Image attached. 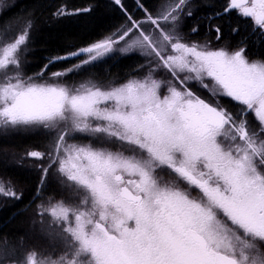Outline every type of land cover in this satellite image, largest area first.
I'll return each instance as SVG.
<instances>
[{
    "label": "snow or ice",
    "instance_id": "1",
    "mask_svg": "<svg viewBox=\"0 0 264 264\" xmlns=\"http://www.w3.org/2000/svg\"><path fill=\"white\" fill-rule=\"evenodd\" d=\"M112 6L118 27L31 75L35 14L0 32V131L43 137L20 164L46 248L19 237L11 264H264V58L249 54L264 45V0ZM117 53L137 60L123 80L93 74ZM22 197L0 176V199Z\"/></svg>",
    "mask_w": 264,
    "mask_h": 264
},
{
    "label": "trees",
    "instance_id": "2",
    "mask_svg": "<svg viewBox=\"0 0 264 264\" xmlns=\"http://www.w3.org/2000/svg\"><path fill=\"white\" fill-rule=\"evenodd\" d=\"M144 2L146 6L152 8L161 0H144ZM124 3L129 10L134 9V0H124ZM209 3L213 4V1L209 0ZM61 4H66L70 9L91 8V11L55 19L51 14ZM211 10V8H202L200 14L203 15ZM32 13L35 14L38 23L31 32L29 47L32 51L28 53L27 63L24 64V71L28 75L39 71L47 57L94 41L123 22L121 13L114 9L110 0H21L17 3L14 2L11 8L6 9L0 15V31L4 28L6 21L11 24L12 31L18 29L17 26L21 28ZM236 20L237 18L233 17L231 22L235 23ZM18 21H20L19 25L16 24ZM224 28L227 36L229 24L225 23ZM243 32L244 24L241 22V34ZM200 36H203V31H201ZM249 54L251 58H264V45L259 48L250 45ZM136 62L137 60L134 58L116 56V59H109L99 64L93 70V74L101 80L111 78L123 80L131 72ZM9 142V145L14 147L15 150L21 149L23 152L27 150L23 146L28 145V147L35 148L41 143L37 139H17L13 137L9 139ZM18 156H20L19 153ZM19 161L18 157V166L15 165L12 168L7 167L5 163H0V174L9 178L18 192H23V197L19 201H0V235L6 234L9 237V244L7 245L9 247L12 243L17 244L19 237L25 239L26 230L30 227L28 220L34 206V204H31V200L36 187L35 176L25 172L23 168H26L27 164L21 166ZM34 242L43 244L37 238H34ZM3 246L5 245L0 243V249Z\"/></svg>",
    "mask_w": 264,
    "mask_h": 264
},
{
    "label": "rangeland",
    "instance_id": "3",
    "mask_svg": "<svg viewBox=\"0 0 264 264\" xmlns=\"http://www.w3.org/2000/svg\"><path fill=\"white\" fill-rule=\"evenodd\" d=\"M20 1L21 0H0V2L8 4L10 6L9 8L12 7V5L14 4V2L17 3V2H20ZM110 1H112V0H110ZM5 11H6V9L0 11V15L3 14ZM16 24L19 25L20 24V21H18ZM17 27H18V29H13V32L18 31L20 29L19 26H17ZM3 30H4V28L1 29L0 32H2ZM115 55L116 56H120L118 53L115 54ZM195 90H197L198 93L203 98L209 99L206 90L200 89V88H196ZM224 99H225V102H227V98H224ZM16 134L17 135H20L21 138L37 139V141L39 140V142H41V143L38 144V146H36L35 148L28 147V145L26 144L27 146H23V148L26 147L25 149H27L25 152L21 151V149L20 150H15L14 147H12L11 145H9L10 144L9 139H11L13 137V135H15V137H16ZM42 140H43V137L41 136L40 133L34 132V131H30V130L21 129V130H18V131L8 132L7 134H3V132L0 131V146L3 147L2 149L0 147V163H2V164L5 163L6 166L7 167H10V168L14 167L15 165L18 166V164H17V158L19 157V160H21L20 157H23L24 154L28 150H31V149H40V150H43ZM6 144H8V145H6ZM18 153L20 154V156H18ZM19 165H21V164H19ZM23 170L25 172H29L30 175L35 176V173L33 171H31L32 169L29 168L28 166L26 168H23ZM0 176L5 177L2 174H0ZM2 200L3 199H0V201H2ZM34 208H35V205L33 206V210L31 212L32 214H30V217H29V220H28L30 222L29 223L30 227L27 228V230H26V233L27 234H26V237H25L24 240H25V246L26 247H35V248L41 250L42 249V246L41 245H43V244L45 245V243H43V244H37V243L34 242V238H37V234L34 231V226H33V223H32L33 217H34ZM12 244H16V243H12ZM12 244H10V247L7 246V245H5V246H3L0 249V264H11V261H13L14 259H16V255L12 254V252H11V246H12ZM17 245H18V243H17ZM5 249H7V251H5Z\"/></svg>",
    "mask_w": 264,
    "mask_h": 264
},
{
    "label": "flooded vegetation",
    "instance_id": "4",
    "mask_svg": "<svg viewBox=\"0 0 264 264\" xmlns=\"http://www.w3.org/2000/svg\"><path fill=\"white\" fill-rule=\"evenodd\" d=\"M213 1V4L218 8V7H220L223 3H224V0H212ZM233 17H235V16H233ZM236 18V17H235ZM243 23V22H242ZM13 138H17V139H23V138H21V136L20 135H17L16 134V137H15V135H13ZM44 243V242H43ZM42 246V249H41V251H44L45 250V248H46V245H41Z\"/></svg>",
    "mask_w": 264,
    "mask_h": 264
}]
</instances>
